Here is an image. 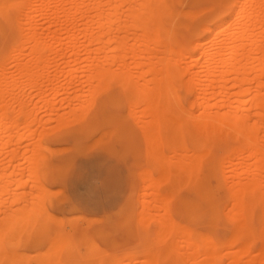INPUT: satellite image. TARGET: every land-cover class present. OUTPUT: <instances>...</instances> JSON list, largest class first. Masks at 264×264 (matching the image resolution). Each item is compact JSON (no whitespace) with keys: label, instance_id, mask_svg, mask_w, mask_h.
Here are the masks:
<instances>
[{"label":"rangeland","instance_id":"374dc122","mask_svg":"<svg viewBox=\"0 0 264 264\" xmlns=\"http://www.w3.org/2000/svg\"><path fill=\"white\" fill-rule=\"evenodd\" d=\"M70 1L64 5L69 6L73 0ZM123 1L117 0L119 3L116 4ZM126 1L130 4L135 3V0ZM141 1L136 0L139 3ZM170 1L178 10V20L188 23V28L191 27L189 33L185 29L182 30L188 40L185 41L186 46L189 48V58L184 55L186 57L182 61L186 67L192 64V70H202L201 64H195V59L200 62L201 60L197 50L193 49V41L197 37L192 29L196 26L198 31L201 25H205L210 6L222 5L233 0L153 2L170 4ZM30 2L20 12L23 16L29 15L30 12L35 26L38 24V28L56 29L62 31V34L64 28L69 29V24L65 20L64 23L61 21L62 24L48 23V18L50 21L55 19V14L50 13L52 11L32 13L28 8L39 2L38 0ZM49 2L46 1L52 7L56 4ZM81 6L85 9L86 4ZM106 8L104 7L105 10ZM201 8L204 10L197 11ZM186 9H193L195 12ZM93 10L91 7L88 11L85 9V18L90 12H92L90 15H93L95 13ZM22 14L20 17L24 19L25 16ZM77 15H72L69 19L73 17L77 19ZM82 18L78 17V20L85 19ZM62 34L60 35L63 36ZM59 43L61 45H58ZM59 43L55 44L56 53L59 48L60 50L63 48L62 52L58 50L57 56L56 53H52V57H43L37 69L29 68L31 62L25 54L28 50L26 46L27 48H23L26 49L25 56L6 61L7 71L0 72V78L6 75L5 79L0 80V115H8L0 119V199L3 201L0 207V225H3V231L0 233V264H110L113 259H119L125 264H179L181 256L179 257L177 251L180 250L171 252V248L173 250L179 244L180 238L169 233L167 227L171 222L180 226L186 223L181 218V183L180 178L177 179L175 176L178 167L171 166V170L167 168L170 170L169 173L175 170L173 176H169L163 167L166 165L170 167L171 161L179 162L176 159L180 157L181 139L171 136L169 140L167 137L168 142L165 144L163 140L165 141V137L169 135H162V143L155 139L157 148L164 144V147L160 146L157 151L156 148H151L149 141L147 145L146 141L149 138L145 135L148 126L147 108L140 99L150 92L154 75L146 67L138 69L136 59H126L125 64L120 63L119 58L115 59L109 64L111 69L103 68L105 66L103 57H95L93 62L85 60V56L73 60L67 56L70 51L65 43ZM81 43L78 47L80 53ZM63 52L65 56L63 54L60 56ZM122 65H127L128 69H119ZM90 66L92 68H89ZM187 78V74L182 75V79H185L183 81ZM126 79L132 82L131 85L123 84ZM1 96L5 97L6 103ZM96 96L101 98L112 96L114 100L104 104L103 101L91 104ZM193 98V92L185 91L183 105L190 108L188 105L189 103L191 105ZM84 106L85 109H82ZM27 113H32L35 119L29 121L20 117L11 122L13 115ZM259 126L262 129L258 134L264 140V120ZM18 131L22 134H17ZM40 134L45 135L40 137ZM176 137V140H180L179 143L174 140ZM150 139L153 140L152 137ZM35 141H38L37 154L40 152L39 156L43 157L42 161L37 157L39 162L37 172L36 169H32L29 159L33 154L31 148ZM188 147L190 149L192 147L189 142ZM15 154H18L17 157ZM213 154L218 156L219 149L214 148ZM13 155L16 160L13 159ZM254 158L248 157L249 164L255 162ZM27 159L30 165H27ZM165 162L167 163L164 166ZM13 165L15 168L12 173ZM29 166L39 185L32 181L35 179H29L28 175L32 172H28ZM249 167L247 174L242 177L243 181L251 176L264 180L263 170L257 171L252 165ZM203 168L205 173L206 168ZM224 172L226 175H235L234 168L226 169ZM170 177L172 179L176 177L177 181L176 179L171 181ZM218 178L222 182L221 174ZM16 180L21 183L15 188ZM40 187L47 190H40ZM178 190L179 193L170 197L172 201L168 199L172 196L169 195L170 191ZM225 190L223 185H219L216 190V195L224 207L229 205ZM193 191V188H189L182 194L186 195L188 192L192 194ZM165 199L170 201L165 202ZM138 210L139 213L143 211L147 217L144 216V219L141 216L143 213L139 214ZM139 217L143 220L140 224ZM205 222L206 219L200 217L189 226L203 234L206 232ZM228 228L227 224L218 226L215 233L219 237L225 236L229 232ZM255 228L259 229L256 222ZM255 238L254 244L245 254L242 253L239 242L233 243L229 248L232 250H229L231 253L222 257V262L225 263L227 260L226 263L231 264L234 259L255 256L254 258H258L256 264H264V252L259 249L260 239L258 236ZM164 242L171 248L166 250ZM62 245L66 251L59 248ZM68 245L69 247H66ZM181 247L180 249L183 248ZM233 252L234 255L235 252L238 253L236 254L238 257H234ZM231 255L233 259L230 261Z\"/></svg>","mask_w":264,"mask_h":264},{"label":"bare ground","instance_id":"6f19581e","mask_svg":"<svg viewBox=\"0 0 264 264\" xmlns=\"http://www.w3.org/2000/svg\"><path fill=\"white\" fill-rule=\"evenodd\" d=\"M46 1L56 4L54 3L52 7ZM68 1L70 0H38L37 5L28 8L32 13L52 11L50 13L55 14V17L52 15L55 19L50 21L48 18V23L62 24L61 21L63 23L64 20L67 21L69 29L62 28L64 33L62 34V31L60 33L59 30L54 29V31L49 27L38 28V24L36 29L30 12L29 15L24 14V19L20 17L22 14L20 11L29 5L30 0H0V72L7 71L6 61L25 56L24 47H28L25 54L31 62L29 68L37 69L43 57H52L51 54L56 53L55 44L59 42L65 43L70 51L67 56L72 57L73 60L85 56V60L93 62L95 57H103L105 64L103 68L106 69H111L109 64L118 58L123 64L126 59L138 60V69L146 67L154 75L150 92L140 99L147 108L148 126L145 129V135L149 137L146 141L147 145L149 141L151 148H156L157 151L164 144L160 145L159 142L161 147L158 145L157 148L155 139L162 143V135H169L164 136L165 144L171 136L181 139V141L178 139L181 142L180 157L176 159L179 162L171 161L170 167L166 165L163 168L168 174L171 166L178 167V173H175L172 168V174L168 175L173 176L175 173L177 179L180 178L181 218L186 223L181 226L175 222L169 223L167 227L169 233L178 235L180 241L175 246L176 249L172 250L166 240L164 248L166 250L171 248V252L180 250V252L177 251L179 257L181 256L179 264H225L227 260L225 263L222 262V257L229 256L231 253L229 248L233 243L239 242L241 251L245 254L258 236L260 239V248H258L264 252V180L255 176L242 180L250 165L257 171H264V140L258 134L262 129L259 124L264 120V43H262L264 16L261 14V0H233L229 2L231 7L210 6L205 25H201L198 31L196 26L192 29L197 37L193 41V49L197 50L201 60L200 62L195 59V64H201L202 70H192V64H188L190 66L186 64V67L182 61L186 56L189 58V48L185 42L188 40L182 30L185 29L189 33L191 27L188 28V23L178 20V10L171 1L170 5L160 3L161 0L159 3L153 2L154 0H151L152 2L140 0L139 3L135 0L134 4L126 3L127 1L124 0L117 5L116 3L122 0H118L119 2L117 0H73L69 6L64 5ZM84 4L94 9L95 13L94 10L93 15H90L92 12L89 14L86 12L88 15L85 18V9L88 11L89 8L84 9L81 6ZM104 7H107L106 10ZM192 10L188 11L195 12ZM200 10L202 8L197 11L201 12ZM72 15L85 19L78 20V17L77 19L73 17L75 19L70 18V20L69 17ZM80 42H82V53L78 48ZM62 54L64 55V52L60 56H63ZM182 64L185 67L181 66ZM120 68L128 69V66L122 65ZM184 74L188 75L186 81H183L186 78L182 79ZM5 78L6 75H2L0 80ZM131 83L129 79L123 82L125 85H131ZM185 91L194 94L191 105L190 103L188 105L190 108H186L182 103ZM1 99L7 102L5 97L1 96ZM138 99L139 96L136 101ZM113 100L112 96L104 98L96 96L91 104L100 101L104 104ZM6 117H8L7 114L0 115V119ZM20 117L26 120L35 119L32 113H27L13 115L11 122ZM24 129H26L25 126ZM19 133L22 134L18 131L17 134ZM42 135L40 134V137ZM151 137L153 140L150 139ZM177 137L174 140L179 143L176 140ZM38 141H35L36 145L33 143L34 146L31 148L33 154L29 151L32 154V157H29L31 163L27 159V165L30 163L33 170L38 167L37 157L41 159L40 161L43 158L39 156L40 152L37 154ZM188 142L192 146L191 149L188 147ZM214 148L219 149L218 156L213 154ZM41 149L44 150V148ZM151 151L154 152L153 149ZM16 155L18 154H15V157ZM251 156L255 157L253 164H249L247 160ZM13 159H15L14 155ZM166 163L163 165L165 166ZM173 163H176L175 166ZM203 167L206 168L205 173H203ZM14 168L15 166L12 173ZM231 168H234L235 175H226L224 170ZM219 174L222 175V182L219 181ZM28 176L29 179H35L32 181L37 183L33 171ZM176 177L174 179L170 177L171 181H174ZM20 183L21 181H14L15 188L19 187ZM219 185L226 188V198L229 203L226 207L216 195ZM189 188H193L192 194L188 192L183 195V191ZM39 189L47 190L41 187ZM179 190L170 191L169 195L172 196L168 199L172 201L171 198L175 196L173 194L179 193ZM14 194L18 197L16 193ZM165 197L167 198V194ZM176 197H178L177 194ZM2 204L3 201L0 199V207ZM142 213L141 216H146L143 211ZM200 217L206 219V232L203 234L189 226ZM139 218L138 224L143 221L142 217ZM151 222L153 223L152 219ZM255 222L258 223L259 229L255 228ZM225 224L228 225L229 232L219 237L215 229ZM2 231L3 225H0V233ZM181 245H185L182 247L184 249L186 247V250ZM61 247L59 248L65 250L63 245ZM236 254L238 253L235 252V255L234 252L232 253L234 257L237 256ZM232 255L229 257L230 261L233 259ZM254 257H240L242 261L234 259L231 264H256L258 258ZM245 258L247 260L243 261Z\"/></svg>","mask_w":264,"mask_h":264},{"label":"snow or ice","instance_id":"6c2138e0","mask_svg":"<svg viewBox=\"0 0 264 264\" xmlns=\"http://www.w3.org/2000/svg\"><path fill=\"white\" fill-rule=\"evenodd\" d=\"M220 7H231L230 3H225L220 5ZM260 8H261V14L262 16H264V0H261V4H260ZM262 43H264V40H262ZM98 195H103V193H98ZM110 264H125V262L119 260V259H113Z\"/></svg>","mask_w":264,"mask_h":264}]
</instances>
